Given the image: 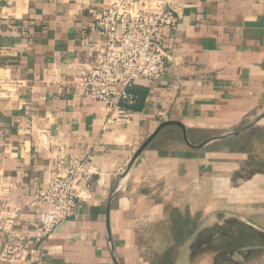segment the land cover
Wrapping results in <instances>:
<instances>
[{
    "label": "crops",
    "instance_id": "obj_1",
    "mask_svg": "<svg viewBox=\"0 0 264 264\" xmlns=\"http://www.w3.org/2000/svg\"><path fill=\"white\" fill-rule=\"evenodd\" d=\"M105 2L0 0V182L18 209L14 236L34 235L36 193L57 169L52 151L95 167L85 197L30 264H148L141 238L173 215L264 210V115L201 149H176L174 137L164 145L167 125L122 176L161 122H181L199 142L263 113L264 0H176L165 73L127 89L132 119L123 125L105 124L103 104L72 83L100 42L90 28Z\"/></svg>",
    "mask_w": 264,
    "mask_h": 264
},
{
    "label": "built area",
    "instance_id": "obj_2",
    "mask_svg": "<svg viewBox=\"0 0 264 264\" xmlns=\"http://www.w3.org/2000/svg\"><path fill=\"white\" fill-rule=\"evenodd\" d=\"M93 9L90 10L92 12ZM176 0H106L90 28L101 37L88 63L72 83L82 95L104 106L105 124H128V88L139 80H155L166 69V31L178 22ZM57 169L36 193L42 210L35 219L32 239L13 234L18 209L11 207L7 186L0 182V264H30L35 248L68 217L88 192L95 167L89 157H70L52 151Z\"/></svg>",
    "mask_w": 264,
    "mask_h": 264
},
{
    "label": "rangeland",
    "instance_id": "obj_3",
    "mask_svg": "<svg viewBox=\"0 0 264 264\" xmlns=\"http://www.w3.org/2000/svg\"><path fill=\"white\" fill-rule=\"evenodd\" d=\"M162 135L166 136L164 145L171 142L172 137H174V139L176 138V149L187 148L179 137L180 131L178 129L166 131ZM191 140L196 142L199 139L192 137ZM260 207L263 208V205H260ZM232 215L208 216L202 219L203 216L196 213L189 219L191 223L184 231L169 225V223H163L153 233L146 234V238H141L144 257L147 259L148 264H159L161 263L159 262L160 259H163L162 262L165 264H173L177 260L180 261V264H264V249H254L248 254L247 252H240V248L248 245L264 247V239L254 235V233H249L247 229H242L238 225L230 223L233 220L247 225L239 218L240 215L239 217L236 214ZM172 217L171 222L174 215ZM242 219L255 225L256 228L251 226L253 230L264 234V210L255 212V214L248 217L244 216ZM202 222L203 228H211L209 232L205 231L202 236H206L207 233L209 236L196 244L193 250L190 246L184 250L185 241ZM250 231L252 232L251 229ZM191 251H193L192 256H188ZM236 254H239L241 260H236ZM226 255L231 257L227 258Z\"/></svg>",
    "mask_w": 264,
    "mask_h": 264
},
{
    "label": "water",
    "instance_id": "obj_4",
    "mask_svg": "<svg viewBox=\"0 0 264 264\" xmlns=\"http://www.w3.org/2000/svg\"><path fill=\"white\" fill-rule=\"evenodd\" d=\"M264 115V111L261 115H259L255 120L251 121L250 123H247L237 129L228 131L227 133L224 134H220V135H215V136H211L208 137L204 140H201L199 142H192L189 137H188V132L186 127L179 121L176 120H172V121H164L161 122L157 128L145 139V141L136 149L135 153L133 154L130 162L128 163V166L126 168V170L123 172L122 176H125L127 174V172L129 171V169L131 168V166L133 165L134 161L137 159V157L141 154V152L149 145V143L154 139V137L157 135V133L165 126L167 125H176L180 128L181 130V137L183 142L185 143L186 146H188L189 148L192 149H201L203 147H205L206 145H208L209 143L213 142V141H217V140H221L224 138H227L229 136H235L238 135L242 132H244L245 130H247L251 125H253L260 117H262ZM122 183L119 184V189H121L122 187ZM240 218V217H239ZM241 220L246 223L249 226H252L254 228H256L255 225H253L252 223L245 221L244 219L241 218ZM203 222L199 225V227L192 233V235L185 241L183 247L184 248H189L190 244L192 243V241L197 237V235L199 234L200 230L203 228ZM183 248V249H184ZM254 249H264L263 246H253V245H248V246H244L242 248H240L241 252H246L248 250H254ZM173 264H180V261H174Z\"/></svg>",
    "mask_w": 264,
    "mask_h": 264
},
{
    "label": "trees",
    "instance_id": "obj_5",
    "mask_svg": "<svg viewBox=\"0 0 264 264\" xmlns=\"http://www.w3.org/2000/svg\"><path fill=\"white\" fill-rule=\"evenodd\" d=\"M168 126H166V127H164L165 129L167 128ZM170 128H172L171 129V131H173V130H176L177 128L175 127V126H171L170 125ZM166 131H168V130H166ZM170 131V130H169ZM180 137V136H179ZM200 140V139H199ZM155 141V140H154ZM155 144V143H154ZM190 223H191V220H189V218H187V221H186V217L184 218V217H180V216H178V215H176V216H174V219H173V221H172V225L173 226H175L177 229H180L181 231H184L185 229H186V227H188L189 225H190ZM230 223H233V224H235V225H238L239 227H241L242 229H247L248 230V232L249 233H254V235H257L258 237H261V238H263L264 239V234L263 233H260V232H257V231H255V230H253V228H251V226H248V225H245V224H243L242 222H239V221H233V220H231L230 221ZM220 228V227H219ZM250 229L252 230V232L250 231ZM211 230V228L210 227H205V228H202L201 230H200V232H199V234L197 235V237L192 241V243L190 244V248H191V250H193L194 248H195V245L196 244H198L202 239H204V238H206L207 239V237L209 236L208 235V233L207 232H209ZM205 231H207L206 233H207V237L206 236H202L203 235V233L205 232ZM211 233V232H210ZM209 233V234H210ZM252 251H254V250H249V251H247V254L248 253H250V252H252ZM192 253H193V251H191V253L189 254V256H192ZM227 256V255H226ZM231 256H227V258H230ZM163 260V259H162ZM162 260L160 259L159 260V262H161V263H159V264H165V263H163L162 262ZM236 262H238V261H236Z\"/></svg>",
    "mask_w": 264,
    "mask_h": 264
},
{
    "label": "flooded vegetation",
    "instance_id": "obj_6",
    "mask_svg": "<svg viewBox=\"0 0 264 264\" xmlns=\"http://www.w3.org/2000/svg\"><path fill=\"white\" fill-rule=\"evenodd\" d=\"M249 251V250H248ZM241 252V251H240ZM247 252V251H246ZM242 253H245V252H242ZM236 260H239L238 258Z\"/></svg>",
    "mask_w": 264,
    "mask_h": 264
}]
</instances>
